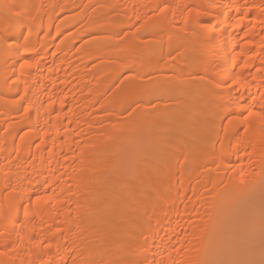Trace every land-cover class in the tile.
I'll use <instances>...</instances> for the list:
<instances>
[{"label":"bare ground","instance_id":"1","mask_svg":"<svg viewBox=\"0 0 264 264\" xmlns=\"http://www.w3.org/2000/svg\"><path fill=\"white\" fill-rule=\"evenodd\" d=\"M262 117L264 0H0V264H262Z\"/></svg>","mask_w":264,"mask_h":264},{"label":"snow or ice","instance_id":"2","mask_svg":"<svg viewBox=\"0 0 264 264\" xmlns=\"http://www.w3.org/2000/svg\"><path fill=\"white\" fill-rule=\"evenodd\" d=\"M250 115H251V113H250ZM261 120H262V122H264V117H262ZM42 199H44V197H40V196L37 197V200H42ZM262 264H264V261H262Z\"/></svg>","mask_w":264,"mask_h":264}]
</instances>
